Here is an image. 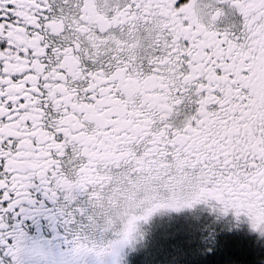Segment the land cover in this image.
I'll return each mask as SVG.
<instances>
[{
    "label": "snow or ice",
    "instance_id": "1",
    "mask_svg": "<svg viewBox=\"0 0 264 264\" xmlns=\"http://www.w3.org/2000/svg\"><path fill=\"white\" fill-rule=\"evenodd\" d=\"M238 232L264 244V0H0V264Z\"/></svg>",
    "mask_w": 264,
    "mask_h": 264
},
{
    "label": "trees",
    "instance_id": "2",
    "mask_svg": "<svg viewBox=\"0 0 264 264\" xmlns=\"http://www.w3.org/2000/svg\"><path fill=\"white\" fill-rule=\"evenodd\" d=\"M183 251L180 247L170 249L171 255L176 256L181 264L193 259L191 256H182ZM194 259L197 264H261L264 261V244L245 232H238L222 236L211 253L201 250ZM135 264H146V260L144 257H137Z\"/></svg>",
    "mask_w": 264,
    "mask_h": 264
}]
</instances>
